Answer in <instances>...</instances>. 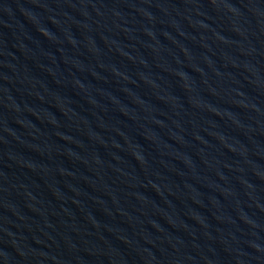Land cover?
Segmentation results:
<instances>
[{"label": "water", "instance_id": "obj_1", "mask_svg": "<svg viewBox=\"0 0 264 264\" xmlns=\"http://www.w3.org/2000/svg\"><path fill=\"white\" fill-rule=\"evenodd\" d=\"M0 264H264V0H0Z\"/></svg>", "mask_w": 264, "mask_h": 264}]
</instances>
